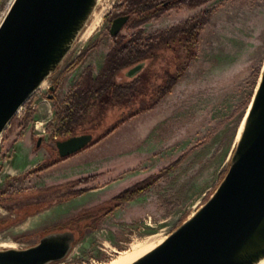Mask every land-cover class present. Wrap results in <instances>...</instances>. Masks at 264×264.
Instances as JSON below:
<instances>
[{
	"label": "rangeland",
	"instance_id": "1",
	"mask_svg": "<svg viewBox=\"0 0 264 264\" xmlns=\"http://www.w3.org/2000/svg\"><path fill=\"white\" fill-rule=\"evenodd\" d=\"M159 1L149 7L152 17L145 23H138V15L133 13L116 39L110 35L112 17L123 7L132 11V5L130 0H101L95 12L109 9L98 29L85 43L75 44L46 87L28 100L0 136L3 246L28 248L39 241L43 229L93 212L103 215L98 228L86 229L71 254L75 252L77 263L109 261L112 252L124 251L138 239L159 235L165 240L211 198L225 177L264 68V0H180L173 8L163 7ZM193 21L195 30L200 27L195 42L189 37L187 46L181 35L176 36L179 39L168 47L152 51L150 55L156 59L147 58L148 67L141 76L127 79L128 65L117 72L110 90L106 87L89 96L84 106L87 118L69 137L90 133L95 136L93 145L22 179L42 164L59 162L56 142L68 138L59 133V106L68 99L72 102L71 92L85 82L87 74L98 76L115 48L134 54L133 65L141 53L154 47L152 38L171 34V29ZM80 56L84 58L76 69L66 72ZM52 85L57 90L49 100ZM159 95L157 105L104 137L122 118L151 105ZM40 138L42 144L37 147ZM176 161L178 166L145 193L118 207L112 202ZM13 164L30 168L11 175ZM69 172L73 177L58 182ZM6 176H14L7 189ZM77 182L82 183L64 191L40 193ZM80 191L83 194L41 211L46 204ZM65 209L68 216L50 219L51 214ZM29 213L36 214L13 223Z\"/></svg>",
	"mask_w": 264,
	"mask_h": 264
},
{
	"label": "water",
	"instance_id": "2",
	"mask_svg": "<svg viewBox=\"0 0 264 264\" xmlns=\"http://www.w3.org/2000/svg\"><path fill=\"white\" fill-rule=\"evenodd\" d=\"M100 2L15 0L0 27V136L61 68ZM127 20H113L110 34L117 36ZM55 92L56 86H50L49 100ZM94 143L90 133L57 141L58 157L70 158ZM41 144L42 138L37 147ZM76 241L75 231L50 233L28 248L0 249V264L62 263ZM263 260L264 68L229 169L211 198L132 264H260Z\"/></svg>",
	"mask_w": 264,
	"mask_h": 264
},
{
	"label": "trees",
	"instance_id": "3",
	"mask_svg": "<svg viewBox=\"0 0 264 264\" xmlns=\"http://www.w3.org/2000/svg\"><path fill=\"white\" fill-rule=\"evenodd\" d=\"M154 1H157V0H130V3L132 5L131 7L133 9L131 11V13H137L138 23H145L146 21H148L152 17V14L148 15V12L151 9L149 7H152V5L154 4ZM115 17L116 16L112 17V20ZM205 20H207V17L205 18ZM197 21H198V19H197ZM193 23H195V22L193 21L192 23H188L187 26L186 27L184 26V27L187 28V31L189 32V37H192V36L194 37L192 41L195 42L197 40V38L199 37L200 27L198 28V31L193 29L192 28ZM196 23H198V22H196ZM184 27H181V30H182V28L184 29ZM181 30H179V31H181ZM194 33H195V35H194ZM120 44H121V42H119V45ZM192 51H193V47H191V49H190L191 53H192ZM83 58H84L83 56H80V58H78L77 61L72 63L66 69V72H72L73 70H75L76 67L82 62ZM190 59H193L191 54H190ZM133 60H135L134 54H127L126 55V52L123 48H121V49L115 48V50H113V52H111L108 55V57L106 59L105 66L101 70V72L98 74L97 77L94 78L91 75L87 74L85 82L81 85H77L75 87V89L71 92L70 100L72 102H69V99H68L67 101H65L64 103H62L59 106L60 111L57 113V119H58V123L60 126L59 133L61 135L69 137L73 133L74 129H76L78 127V124H80L82 121H84L87 118V115H86L87 110L85 111L84 106H85L86 102L89 100V96L103 90L106 87H107V89L110 90L115 85V76H116L117 72H119L122 68L130 65L133 62ZM185 70H186V66H185V68H183L181 71H179L177 73V76L174 77L173 82L167 86V90H166L167 92H169L172 89V87L176 84V82L178 81V79L180 78L182 73L185 72ZM55 86H56V90H57V85H55ZM161 96L162 95H159L157 100L154 103H152L149 106L143 107L137 113L131 114L130 116L122 118L115 126H113L111 128V130L104 137H106L107 135H111L127 119L134 117V116L138 115L139 113H141L145 110L153 108L155 105H157L159 103V101L161 100ZM113 100H115V99H113ZM65 160L66 159H60L59 162L55 161V162H51L50 164H42V165L38 166L35 170L24 174L22 179H26L31 175H34V174L36 175V174H39L43 171H46V170L50 169L51 167H54L57 164H59L61 161H65ZM178 164H179L178 161L174 162L170 166L163 169L157 175H154V176L150 177L148 180L139 183L138 185L134 186L131 189L126 190L125 192H123L122 194H120L119 196L114 198L112 202H114L115 206L118 207V205H120L121 203L128 202V201L132 200L134 197H137V196L145 193L151 187H153L156 183H158L160 180H162L166 175H168L171 171H173V169H175V167H177ZM79 183H82V182H77V183H73L70 185L59 186L58 188L44 190V191H41L40 193L41 194H48L51 192L64 191L68 187H72V186L74 187V186L78 185ZM81 194H83V191L75 192L74 194L70 195L67 198H62V199L54 201L52 203H48L42 207L41 211L48 209L52 206H55L58 203L66 202V201L73 199L74 197H77ZM35 214L36 213L24 214L21 218L15 220L13 223H18V222L24 220L26 217H28L30 215H35ZM102 218H103V215H99L97 213H93V212L92 213H86V214H83L81 216L74 217L73 219L69 220L66 223L59 224L58 228H60V229H64L67 227L68 228H74L78 234L77 241H79L84 237V234H85L84 232L86 229H93V230L97 229L98 228V222ZM77 241H76V243H77Z\"/></svg>",
	"mask_w": 264,
	"mask_h": 264
},
{
	"label": "flooded vegetation",
	"instance_id": "4",
	"mask_svg": "<svg viewBox=\"0 0 264 264\" xmlns=\"http://www.w3.org/2000/svg\"><path fill=\"white\" fill-rule=\"evenodd\" d=\"M178 1H180V0H161V1H159V3H160L161 6H163L165 8H170V7L173 8V6ZM118 10L119 9H117V11ZM132 15H133V13H131V11L127 7H123L122 10L121 9L119 10L118 15L113 20H115V19H117L119 17H128V20H127L126 24L124 25V27L121 29V31L117 34V36L114 37V36H112L110 34L112 38H116L117 39L119 37L120 33L126 28V26L128 24H130V22L132 20ZM113 20H112V22H113ZM181 27H184V26H181ZM195 27L193 26L192 28L195 29ZM173 30L171 29V34L165 33L163 36H160L159 38H152L151 39L152 45L154 44V47L152 46L153 48L149 49L150 50V51L148 50L149 52L147 51L146 53H143V54L141 53V56L140 57L138 56L139 60L137 59V62L133 63V65H129L130 68H128V70L125 73V77L127 79L133 80V79L141 76L146 71V68L148 67L147 58L154 57L156 59V56L150 55L152 53V51L153 50L157 51V50L161 49L162 47H168L169 43H173V39H175V38L179 39V37H176V36L181 35L180 38H182V41L185 42L187 44V46H188L187 40L189 39V32L187 31V28L184 27V29L182 28V30H181V28H178L176 30L173 29ZM179 30H181V31H179ZM151 42H149V43H151ZM149 43L145 44L143 46V48L145 49V46L149 45ZM140 45H141V51H143L142 50L143 49L142 48V44H140ZM146 49H148V48H146ZM0 169H1V172H0V176H1L3 169L1 167H0ZM13 177L14 176H6L5 177L4 183H5L6 189H7L8 186L11 185V182H13V180H14ZM0 189H1V187H0ZM69 214H70V212L65 214V215H59V213H54V214H51L50 219L51 220H59L62 217H65L66 215L68 216ZM58 225L59 224H56L55 226H51V227L43 229L42 230V234L39 235V241H40V239L42 237H44L45 235L50 234V233L62 232V231H70V232L72 231V230L66 229V228L60 229V228H58ZM57 264H60V263H57Z\"/></svg>",
	"mask_w": 264,
	"mask_h": 264
},
{
	"label": "bare ground",
	"instance_id": "5",
	"mask_svg": "<svg viewBox=\"0 0 264 264\" xmlns=\"http://www.w3.org/2000/svg\"><path fill=\"white\" fill-rule=\"evenodd\" d=\"M108 4V3H107ZM108 8H104L99 13L95 12L87 24L84 31L79 36L77 43H85L88 41L92 35L95 33V31L98 29L99 25L101 24L103 17L108 12ZM80 46V45H79ZM81 48V47H80ZM46 83L44 84V87ZM242 132V131H241ZM69 213L68 210H62L60 211L59 215ZM28 222V221H27ZM140 238V237H139ZM135 239V238H134ZM164 241V238L160 237L159 235H154L150 237H146L143 239H138L134 241L126 250L124 251H117L112 252L111 259L109 261H102V262H85V263H77V257L75 252H73L69 258L63 263V264H132L151 250H153L155 247H157L161 242ZM2 247H8V248H15L14 246H3V244L0 243V248ZM111 254V253H110ZM264 264V260L260 263Z\"/></svg>",
	"mask_w": 264,
	"mask_h": 264
},
{
	"label": "built area",
	"instance_id": "6",
	"mask_svg": "<svg viewBox=\"0 0 264 264\" xmlns=\"http://www.w3.org/2000/svg\"><path fill=\"white\" fill-rule=\"evenodd\" d=\"M14 2H15V0H0V27H1L2 23L4 22L6 16L8 15V13H9ZM42 88H40V89H42ZM48 88H50V87H48ZM20 110H22V108H20ZM19 111H18V113H19Z\"/></svg>",
	"mask_w": 264,
	"mask_h": 264
},
{
	"label": "crops",
	"instance_id": "7",
	"mask_svg": "<svg viewBox=\"0 0 264 264\" xmlns=\"http://www.w3.org/2000/svg\"><path fill=\"white\" fill-rule=\"evenodd\" d=\"M110 156V155H109ZM26 158H22L21 160L22 161H24ZM29 159H32V158H27V160H29ZM34 159V158H33ZM39 163V160H37V161H35L34 162V165H36V164H38ZM34 167V166H33ZM28 168H30V167H28ZM27 167H22V164H20V166H15L14 164L12 165V171L14 172V174L12 173L11 175H18V174H21V173H23V172H25L27 169H28ZM68 177H73V173L72 172H69L65 177H63V178H60L59 180H58V182H60V181H63L64 179H67ZM58 216V215H57Z\"/></svg>",
	"mask_w": 264,
	"mask_h": 264
}]
</instances>
